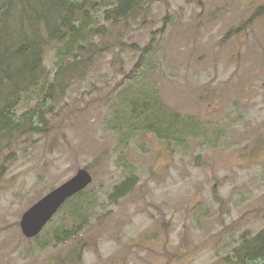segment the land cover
Returning a JSON list of instances; mask_svg holds the SVG:
<instances>
[{
  "label": "rangeland",
  "instance_id": "obj_1",
  "mask_svg": "<svg viewBox=\"0 0 264 264\" xmlns=\"http://www.w3.org/2000/svg\"><path fill=\"white\" fill-rule=\"evenodd\" d=\"M114 3L91 9L98 34L46 46L47 82L90 46L76 77L13 109L40 131L1 146L0 264H264L247 250L264 230V0H146L111 25ZM79 169L92 182L26 239L22 214Z\"/></svg>",
  "mask_w": 264,
  "mask_h": 264
},
{
  "label": "trees",
  "instance_id": "obj_2",
  "mask_svg": "<svg viewBox=\"0 0 264 264\" xmlns=\"http://www.w3.org/2000/svg\"><path fill=\"white\" fill-rule=\"evenodd\" d=\"M96 3L97 0H0V151L3 143L8 144L30 131H40L30 117H17L13 112L24 94L35 89L53 100V87L73 80L79 72L77 64L82 63V59L88 60L90 46L81 45V49L87 48L84 51L88 56L84 54L73 65L61 67L53 82H47L43 54L49 43L67 40L69 47L78 44L89 31L98 34L104 28L89 24L91 9ZM145 3L146 0H115L103 11V20L116 25L143 19ZM262 11L264 7L259 9ZM129 186L124 183L117 190L123 194ZM247 250L253 261L258 254H264V230L248 244Z\"/></svg>",
  "mask_w": 264,
  "mask_h": 264
},
{
  "label": "water",
  "instance_id": "obj_3",
  "mask_svg": "<svg viewBox=\"0 0 264 264\" xmlns=\"http://www.w3.org/2000/svg\"><path fill=\"white\" fill-rule=\"evenodd\" d=\"M92 182L91 174L85 169H79L69 180L48 192L21 216L19 227L26 239L35 238L62 205L79 194Z\"/></svg>",
  "mask_w": 264,
  "mask_h": 264
}]
</instances>
